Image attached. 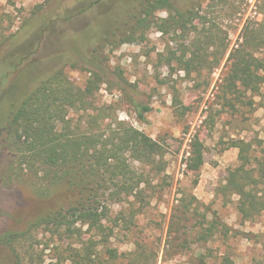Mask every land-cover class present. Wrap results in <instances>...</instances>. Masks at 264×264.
<instances>
[{"label": "rangeland", "instance_id": "374dc122", "mask_svg": "<svg viewBox=\"0 0 264 264\" xmlns=\"http://www.w3.org/2000/svg\"><path fill=\"white\" fill-rule=\"evenodd\" d=\"M143 1L0 0V236L25 230L48 209L67 206L74 197L64 191L47 200L39 198L41 182L24 167L18 171L15 150L6 141V118L13 105L58 70L83 89L97 65L107 83L98 85L93 100L96 106H110L105 123L117 120L132 126L164 150L161 173L126 159L151 179L152 186L142 203L106 202L112 218L121 214L122 219L110 248L125 254L136 240L148 245L159 241L156 264H221L223 255L233 264H264V213L243 222L235 210L236 197L226 196V202L217 191L229 170L238 166L232 141L249 142L254 151L264 149V83L256 92L244 90L238 82L231 87L235 59H228L238 48L242 28L261 21L264 0H169L181 11H198L196 30L188 24L184 31L160 33L154 23L166 13L158 11L148 27L132 35L134 15ZM124 38L131 40L122 42ZM128 95L149 107L143 120ZM68 117L74 131L83 128L81 113L70 111ZM194 138L203 152L198 173L186 168ZM191 197L198 205L191 202L182 216L181 209L176 211L179 199L189 203ZM173 213L181 215L180 227L187 234L181 229L174 235L163 262ZM203 217L226 226L228 236L217 233L208 242L195 241L188 232ZM184 239L187 248L182 250L178 245ZM77 241L52 240L49 233L35 230L31 240L23 242L30 252L21 264H71L68 248L78 247ZM15 263L0 242V264Z\"/></svg>", "mask_w": 264, "mask_h": 264}, {"label": "trees", "instance_id": "16d2710c", "mask_svg": "<svg viewBox=\"0 0 264 264\" xmlns=\"http://www.w3.org/2000/svg\"><path fill=\"white\" fill-rule=\"evenodd\" d=\"M140 5L139 14L134 15L136 23L132 35L137 29L148 27L150 17L158 11L166 13L165 18L154 23L163 34L177 29L184 31L188 24L196 30L195 22L200 21L198 11H181L169 0H144ZM260 15L259 23L246 24L242 28L238 48L230 52L228 59H235L229 82L233 88L238 82L244 90L256 92L258 85L264 83V10ZM130 40L124 38L122 42ZM227 50L226 47L224 55ZM89 73L85 87L79 89L61 70L55 71L13 105L6 118V141L15 150L18 171L22 172L24 167L41 182L37 196L47 200L58 192L74 194L67 206L48 209L25 230L0 236V242L14 255L15 264L27 258L30 251L23 242L31 240L38 229L49 233L52 240L55 237L60 242L78 240V247L68 248L71 264H156L159 241L156 245H148L136 240L133 250L125 254L110 248L109 240L122 219H118L121 214L112 218L106 202L142 203L152 181L131 164L137 162L148 167L151 173H161L165 168L163 147L123 122L105 123L108 119L105 113L110 106H96L93 100L98 85L107 83L105 74L97 65ZM119 89L124 93L123 87ZM127 97L143 120L149 107L139 105L130 95ZM70 111L81 113L83 128L79 126L74 131L72 119L68 117ZM232 147L238 149V166L229 170L224 185L217 191L224 198L235 196L236 213L243 222H248L264 213V149L254 151L251 143L243 140L232 141ZM126 159L131 161L130 165L126 164ZM202 165V145L194 138L186 168L198 173ZM15 177L18 179L20 175L16 173ZM225 199L226 202L230 200ZM193 201L196 208L198 203L194 197L189 203L179 199L176 211L181 209V215L186 214ZM181 215L173 213L170 217L163 262L167 260L174 235L181 229L187 234L185 227H180ZM131 217L132 221L133 215ZM229 231L215 218L207 221L203 217L188 234L197 242H208L217 233L227 237ZM83 235L87 236L85 241L81 239ZM187 242L184 239L178 248H187ZM221 264L233 263L223 255Z\"/></svg>", "mask_w": 264, "mask_h": 264}]
</instances>
